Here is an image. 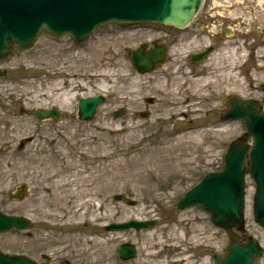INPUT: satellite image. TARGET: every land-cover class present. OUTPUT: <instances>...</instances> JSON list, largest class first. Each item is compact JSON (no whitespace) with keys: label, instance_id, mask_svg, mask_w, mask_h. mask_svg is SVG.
Segmentation results:
<instances>
[{"label":"rangeland","instance_id":"374dc122","mask_svg":"<svg viewBox=\"0 0 264 264\" xmlns=\"http://www.w3.org/2000/svg\"><path fill=\"white\" fill-rule=\"evenodd\" d=\"M244 6H251L261 23ZM201 11L215 15L226 42L215 54L219 74L211 85L217 83V96L233 89L243 99L254 95L264 111V85L253 80L258 89H252L237 79V73L253 79L264 58L252 55L246 68L233 74L227 70L238 47L244 50L242 62L249 51L264 54V2L261 7L258 0H206ZM226 28L234 32L228 34ZM184 33L171 40L163 33L117 30L110 24L77 43L69 35L42 30L31 48H15L0 59V67L7 70L0 77V210L35 221L33 230L0 234L4 252L30 255L38 264H215L214 254L226 253L227 232L210 221V214L199 206L180 210L176 203L208 172L223 168L230 142L243 129L237 122L225 123L198 144L201 133L183 132L184 107L174 104L182 101L184 77H174L172 85L162 78L153 84L155 89L142 91L131 56L141 42L147 41L149 48L158 39L169 47L167 62H181L186 51L198 45L186 44ZM148 83L143 80L144 86ZM166 86L172 90L159 94ZM152 91L158 103L146 106L143 97ZM99 94L107 99L96 116L78 120L79 98ZM53 105L61 108L59 121L40 123L33 112H21ZM121 107L126 114L114 118ZM23 184L25 196L11 198ZM254 190L248 177V231L238 232L264 246V229L253 217ZM131 216L155 218L156 224L137 234L95 232L107 222ZM124 241L137 244L136 259L123 262L118 256L117 246ZM258 263L264 264V257Z\"/></svg>","mask_w":264,"mask_h":264},{"label":"water","instance_id":"95a60500","mask_svg":"<svg viewBox=\"0 0 264 264\" xmlns=\"http://www.w3.org/2000/svg\"><path fill=\"white\" fill-rule=\"evenodd\" d=\"M204 0H0V58L9 54L16 46L29 47L39 31L45 26L56 35L71 33L77 41L85 39L94 29L110 22L159 21L176 27L187 26L197 15ZM137 68L151 71L165 58V48L144 52L143 48L132 52ZM6 71L0 68V76ZM105 101L103 95L82 98L79 101V118L91 119L97 107ZM231 109L225 118L244 117L247 131L253 144L244 140L234 141L225 155V166L221 171L208 173L197 185L178 201L184 209L200 205L211 213V221L227 230L230 243L226 255L216 254L217 264H257L264 255V248L257 239L241 241L234 228L242 229L245 220L247 174L256 183L254 195L255 221L264 227V113L259 104L231 97ZM24 114L32 110L22 108ZM122 108L114 116L123 114ZM35 114L39 121L61 116L57 108H38ZM24 186H18L11 198L21 199ZM152 222L132 220L113 223L108 229L142 228ZM31 226L25 216L11 215L0 210V232L13 228L20 230ZM124 258L136 255L133 244L119 247ZM0 264H37L33 259L20 254H7L0 249Z\"/></svg>","mask_w":264,"mask_h":264},{"label":"flooded vegetation","instance_id":"af4514ba","mask_svg":"<svg viewBox=\"0 0 264 264\" xmlns=\"http://www.w3.org/2000/svg\"><path fill=\"white\" fill-rule=\"evenodd\" d=\"M204 16H206L205 19L203 18ZM208 16L212 17L210 21L206 20ZM215 20V15L212 12L202 14L201 11L192 21V23L183 29L185 31V36H182L184 42L189 44V42L197 41L198 45L188 49L185 53L186 58L182 59L181 62L176 58H171L170 61L167 62L169 59V47L166 43L159 42L158 39H156L152 41L151 44L153 45H150L149 48H147L149 43L147 41L141 42L140 47L144 46L145 50H149L155 44L159 45L160 43H163L166 45L167 55L165 61L162 64L157 65L150 73H145L142 70H136L137 81H141L139 88L142 91L147 89H155L153 84L159 82V80L162 78L164 84L172 85V83L176 82L177 79H174V77L183 76L186 82V86L181 89V93H184L182 96L184 97V100L182 104L175 100L174 104L176 106L182 105L184 107V110L181 112V114L186 121V124H184L183 127V132H185V134L192 133L195 135L201 133V139L198 143L200 144L209 140V131L218 130V127L225 123L230 124L231 122H237L243 129L242 134L237 138H243L247 141H250L251 138L246 132L243 120H226L222 118L223 113L230 108L227 101L228 98L233 94L228 93L225 96H217V83L211 85L213 81H218L219 74V69L217 68L215 60V54L217 52V48L221 47L222 43L225 41L221 38L217 20ZM196 23H199L200 25L197 24V27H195ZM135 27L137 28L136 31L163 33L168 37V39L171 40L177 38L179 33L183 31L173 27H166L153 23H141ZM206 37L208 40L207 43H204ZM207 50H209L207 57L205 59H201V55H203ZM145 79L149 81L146 86L143 85V80ZM171 88L172 87L166 86V88H164L165 90L161 88L159 89L160 91L158 93L167 94L172 90ZM173 88L177 87L175 86ZM217 97H220L219 101ZM143 101L146 103V106H154L158 103V98H156V95L152 91L148 94V96L143 97ZM148 115V112L143 113L144 117H148ZM214 141H216V144H224L222 139H215ZM33 228H35V223H33ZM33 228L31 230H33ZM95 232L100 233V235H106L103 234L100 229L95 230ZM29 235L31 234L29 233ZM122 261L127 262V260L123 259Z\"/></svg>","mask_w":264,"mask_h":264},{"label":"bare ground","instance_id":"6f19581e","mask_svg":"<svg viewBox=\"0 0 264 264\" xmlns=\"http://www.w3.org/2000/svg\"><path fill=\"white\" fill-rule=\"evenodd\" d=\"M263 2L264 1H262V0H258V5H260L262 7V3ZM244 7L245 8H250L252 10L253 18H255V20H257L259 23H261V21H259V19H258V16H257L256 12L253 10V8L251 6H248V7L244 6ZM260 14L262 16L263 15V11L260 10ZM250 45H252V44H250ZM243 51L244 50H242L241 47H238L237 50L231 55V62L228 65L229 68L227 69V70H229V73H232L233 74L236 71L237 68H239V67L240 68H242V67L246 68V66L249 64V61H246L244 63L242 61H240V59L242 58ZM260 51H257L256 52V50H255L254 53H252L250 56L252 57V55H253V57L255 56V57L264 58V54H261ZM257 53H258V55H257ZM241 74L242 73H237V79L240 82V84L243 85V86L246 85L248 88L251 87L252 89H258V86H256L255 84H253V80H254V82H257V83L259 82L261 85L262 84L264 85V63H263V65L261 67H258V71L253 76V79L251 77H248L246 79L245 78H242L241 77ZM229 93L230 94H237L239 96L242 95V94H239V92L236 91L235 89L231 90ZM241 97H243V96H241ZM252 97H253L252 99H256V100L259 99L257 96H254V95H252Z\"/></svg>","mask_w":264,"mask_h":264}]
</instances>
